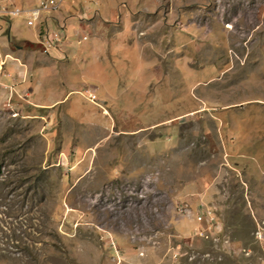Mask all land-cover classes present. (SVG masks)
<instances>
[{"label": "rangeland", "instance_id": "obj_1", "mask_svg": "<svg viewBox=\"0 0 264 264\" xmlns=\"http://www.w3.org/2000/svg\"><path fill=\"white\" fill-rule=\"evenodd\" d=\"M85 1L0 15V264H264V0Z\"/></svg>", "mask_w": 264, "mask_h": 264}, {"label": "built area", "instance_id": "obj_2", "mask_svg": "<svg viewBox=\"0 0 264 264\" xmlns=\"http://www.w3.org/2000/svg\"><path fill=\"white\" fill-rule=\"evenodd\" d=\"M63 0H38L34 5L21 7V6H13L9 4H4L2 0H0V15L13 17L19 16L25 20V23L28 26L39 25L45 18L50 17L51 14L58 11L61 6ZM53 37L50 33L44 34L43 39L48 44L51 45L54 41H57L59 38V34L52 32ZM4 60L0 61V69L3 65ZM90 100H95V95L89 94ZM201 217H199L200 219Z\"/></svg>", "mask_w": 264, "mask_h": 264}, {"label": "crops", "instance_id": "obj_3", "mask_svg": "<svg viewBox=\"0 0 264 264\" xmlns=\"http://www.w3.org/2000/svg\"><path fill=\"white\" fill-rule=\"evenodd\" d=\"M28 1H30V0H28ZM37 1V0H36ZM90 1V0H89ZM89 1H85V9L87 10V11H94V10H96V9H100V7L98 8V7H95V9L93 8L94 6H93V4H91ZM69 6V5H68ZM103 6V4H101V7ZM70 8V7H69ZM103 8V7H102ZM93 9V10H92ZM79 13V12H78ZM59 16H60V18H63L62 16H61V14H59ZM64 18H66V17H64ZM63 22H65V20H62ZM45 68L44 67H42L39 71H42V72H45Z\"/></svg>", "mask_w": 264, "mask_h": 264}]
</instances>
